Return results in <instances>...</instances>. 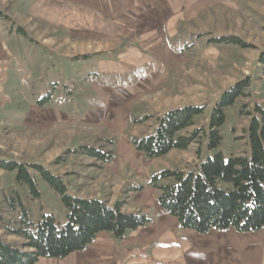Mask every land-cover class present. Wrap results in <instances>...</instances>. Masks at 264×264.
<instances>
[{"label":"rangeland","instance_id":"rangeland-1","mask_svg":"<svg viewBox=\"0 0 264 264\" xmlns=\"http://www.w3.org/2000/svg\"><path fill=\"white\" fill-rule=\"evenodd\" d=\"M75 8L70 0H0V12L11 20L0 19L1 160L42 165L62 178L69 194L79 198L125 204L128 193L136 190L137 197L130 204L139 199L138 204L145 205L159 194L151 185L157 173L186 171L197 163L198 150L205 157L212 108L224 91L245 79L250 85L235 106L227 110L220 129L222 143L210 155L220 151L226 157L240 156L247 151L248 114L255 104L264 109V66L258 63L259 54L264 51V0L214 3L181 24V35L191 42L186 59L171 64L170 79L162 90L149 93L134 104L130 118H121L125 112L122 108L113 119L105 118L110 110V92L96 87H103L97 66L107 58L104 50L109 48L96 41L72 38L70 28L64 25L70 24L69 13ZM79 20L86 28L85 18ZM17 26L26 37L16 33ZM196 34L204 36L196 38ZM231 36L248 47H215L207 43L211 38ZM118 81L110 86H116ZM185 106L205 107L194 126L183 132L188 136L202 130L187 150H173L159 159H149L134 150L132 137L150 134L163 113ZM243 106V115L238 117L236 111ZM138 109L143 113L140 118ZM82 148L110 153L112 158L101 162L87 156ZM33 175L40 193L37 200L15 182L14 173L0 169V237L15 247L23 244L10 232L19 228L20 208L15 202V213H11L5 196L18 195L32 222L39 221L41 215L53 216L59 226L66 222L63 205L48 185ZM165 184L163 179L157 182L158 186ZM139 192H144V196L140 197ZM129 207L125 204L124 212L130 213ZM141 214L151 223L147 212ZM134 232L114 240L130 245ZM239 234L244 235H240L238 243L249 245L248 258L254 261L248 264H264V228ZM245 253L246 250L240 251L238 258L245 260Z\"/></svg>","mask_w":264,"mask_h":264},{"label":"trees","instance_id":"trees-1","mask_svg":"<svg viewBox=\"0 0 264 264\" xmlns=\"http://www.w3.org/2000/svg\"><path fill=\"white\" fill-rule=\"evenodd\" d=\"M0 19L11 21L3 12H0ZM16 33L26 37L19 26ZM201 36L204 34L195 35L196 38ZM207 43L215 47L228 44L248 47L234 36L211 38ZM258 63L264 66V51L259 54ZM249 85V79L238 82L224 91L215 103L208 118L207 154L204 158L198 150V161L191 168L186 171L163 170L151 180L153 188L159 191L158 206L175 217L182 230L198 234L212 230L249 233L264 228V109L255 104L252 113L248 114L250 118L245 129L247 151L243 155L226 157L220 151L210 155L222 143L220 129L225 124L227 110L244 96ZM243 108L236 111L238 117L243 115ZM204 110L203 106H185L163 113L150 134L132 137L134 150L149 159L163 158L173 150H187L202 130L197 129L188 136L183 132L194 126L196 117ZM82 149L87 156L101 162L107 163L112 158L110 153H100L94 148ZM0 169L14 173L15 182L26 188L34 200L40 198L33 173L37 174L66 212V222L62 226L51 215H41L39 221L32 222L28 220L18 195L5 196V205L11 213H15V202H18L19 228L10 232L21 238L23 244L15 247L0 237V264H35L41 258L64 259L84 250L99 233H110L121 239L127 232L150 223V219L142 214L123 212L124 201L110 205L97 198L69 194L62 178L42 165L0 159ZM160 179L166 180L167 184L158 186Z\"/></svg>","mask_w":264,"mask_h":264},{"label":"crops","instance_id":"crops-1","mask_svg":"<svg viewBox=\"0 0 264 264\" xmlns=\"http://www.w3.org/2000/svg\"><path fill=\"white\" fill-rule=\"evenodd\" d=\"M228 0H70L76 6L70 12L73 39L96 41L109 49L107 58L98 62L102 86L110 92V110L105 118H130L133 105L152 92L161 91L169 80L171 64L186 59L191 42L181 35V24L190 21L194 14L205 12L206 7ZM232 2V0H230ZM78 9L81 11L78 12ZM204 9V10H203ZM216 9V8H215ZM214 9V10H215ZM211 17V16H210ZM84 19L86 28L80 25ZM187 33H192L186 30ZM186 47V48H185ZM119 77V81L117 79ZM126 78V80H124ZM116 80L119 83L111 87ZM100 84V83H98ZM124 86V87H123ZM119 107V109H115ZM111 113H113L111 115ZM140 118L143 113L139 111ZM140 153V152H139ZM130 182V181H129ZM128 182V183H129ZM140 197L144 192H139ZM136 191L128 193L126 206L130 213L150 215L149 225L131 234L133 243L115 241L110 233H99L84 250L64 259L41 258L35 264H248L253 263L249 245L238 243L241 238L234 230H212L198 234L182 230L175 217L167 214L153 195L145 205L130 201ZM125 204L123 206H125ZM128 204V205H127ZM122 206V211L124 208ZM242 239V238H241ZM227 240H230L227 242ZM245 260L239 259V252Z\"/></svg>","mask_w":264,"mask_h":264}]
</instances>
